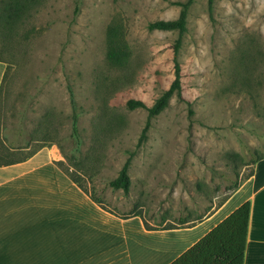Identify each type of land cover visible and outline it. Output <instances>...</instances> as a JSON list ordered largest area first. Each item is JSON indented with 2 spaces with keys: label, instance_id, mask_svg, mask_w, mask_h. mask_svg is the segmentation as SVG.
<instances>
[{
  "label": "rangeland",
  "instance_id": "rangeland-1",
  "mask_svg": "<svg viewBox=\"0 0 264 264\" xmlns=\"http://www.w3.org/2000/svg\"><path fill=\"white\" fill-rule=\"evenodd\" d=\"M28 1L18 23L7 27L0 22L4 74L11 67L10 95L2 106L10 117L4 134L8 143L27 152L30 146L24 144L31 131L40 120H48L58 128L63 146L45 145L24 160L54 155L51 161L58 173L53 180L45 178L32 202L45 201L42 191L52 201L56 187L72 184L82 194H66L65 201L81 204V214L94 204L98 211L119 219L137 218L146 230L168 234L158 240L167 247V253L159 254L164 264L204 228L169 234L177 228L148 229L144 220L154 227H192L191 220L214 211L235 182L250 177L253 160L264 155V0H214L212 11L208 0H194L178 53L188 100L174 95L150 119L143 140L148 109H130L127 101L141 99L151 106L170 86L173 45L180 36L178 30L150 29L149 23L177 18L181 5L176 2L185 0ZM112 28L118 33L116 43L128 46L123 64L108 59ZM70 87L81 145L72 136ZM130 155L131 188L114 189L110 181ZM61 160L84 187L103 196V205L71 179L58 165ZM15 202L5 204L17 210ZM15 212V218H27L20 208ZM183 217L190 221L181 223ZM138 239L142 244L155 240L147 235ZM135 245L131 252L139 250L134 255L139 257H133L134 264L153 253L157 259V251Z\"/></svg>",
  "mask_w": 264,
  "mask_h": 264
},
{
  "label": "crops",
  "instance_id": "crops-1",
  "mask_svg": "<svg viewBox=\"0 0 264 264\" xmlns=\"http://www.w3.org/2000/svg\"><path fill=\"white\" fill-rule=\"evenodd\" d=\"M4 70L5 64L0 61V83ZM53 156L36 154L27 161L0 166V264H134L133 257L135 260L139 256H134L137 250L131 252L133 244H136L133 248L141 244L142 248L157 251V259L153 253L143 259L142 264H161L160 252L168 251L158 240L168 234L146 230L137 218L119 219L98 211L94 204L85 207L86 215L81 214V204L65 201L66 194H82L72 184H68V188L64 185L56 187L57 197L52 201L41 189L45 201L32 202L33 194L39 193L45 178L53 180L58 174L51 161ZM13 200L17 210L20 208V214L25 212L27 218H15L17 210L9 203L5 204V201ZM248 200L251 210L244 264H264V158L256 163L254 173L210 215L192 227L171 229L170 233L181 232L183 235L194 233L200 227L205 230L164 264L173 261ZM142 234L156 241L142 244L138 239Z\"/></svg>",
  "mask_w": 264,
  "mask_h": 264
},
{
  "label": "trees",
  "instance_id": "trees-1",
  "mask_svg": "<svg viewBox=\"0 0 264 264\" xmlns=\"http://www.w3.org/2000/svg\"><path fill=\"white\" fill-rule=\"evenodd\" d=\"M0 2V22L7 27L18 23L22 18V15L25 14L26 10L29 8L28 0H1ZM193 2L194 0L176 2L177 4L181 5V10L178 17L175 19H158L149 23L150 29L178 30L180 36L173 45L175 74L170 86L156 99V101L151 106H147V104L141 99L132 98L127 101V106L130 109H135L138 107H145L148 109L149 117L147 124L143 129L142 136L140 138L141 140L147 136V131L150 126V119L161 113L169 105L170 100L174 95H176L181 100H188L183 94L182 67L178 60V53L182 45V35L187 29L188 13ZM208 5L210 11H212L214 0H208ZM117 34V31L113 28L110 30V48L108 51V59L115 64H123L129 57L128 46L116 43ZM7 68L8 70H6L0 86V126H3V132L0 133L2 134L0 135V165H9L24 161L35 154L43 146L50 145L54 142L58 143V145L63 149L60 139L57 136L59 132L58 128L53 124L52 121L43 119L40 120V125L31 131L30 136L25 141L24 145L30 146V149L27 152H20L17 150L18 146L16 148V146H13L12 143H8L6 141L7 138L5 137H7V135L5 136L4 133L9 129L8 123L10 117L2 110V106L7 100L8 95H10L8 73L11 67L8 66ZM70 95L74 107V112L72 114V136H74L77 140V143L81 145V136L79 134L78 128L79 115L75 111V99L71 87ZM234 156L240 157L239 154H234ZM262 158H264V155L258 156L253 160V163H257ZM66 160L70 164L71 162L75 163L73 156H67ZM57 163L71 177L73 181H75L88 194H90L91 198L95 202L103 205V196L94 190L90 191L84 187L78 175H76L73 171L69 172V167L65 161L61 160ZM131 163L132 155L126 159L118 175L110 181V185L114 189L121 188L125 192H129L132 184L129 173ZM253 173L254 170L250 173V175H248V177ZM240 185V182H235L231 187L233 191L221 203H219L217 207H219ZM250 210L251 202L248 200L241 204L228 216H226L222 221H220L189 248L183 251L169 264H244ZM212 212L213 211H210L209 213L193 218L189 225H195L197 221H201L204 219L203 217H207ZM135 214L138 213H133V215ZM122 216L124 218H128L131 215L125 214ZM180 219L181 223L190 221L186 217ZM144 222L148 229H171L180 227L179 225L173 223L166 224L162 227H154L150 225L147 220H144Z\"/></svg>",
  "mask_w": 264,
  "mask_h": 264
},
{
  "label": "bare ground",
  "instance_id": "bare-ground-1",
  "mask_svg": "<svg viewBox=\"0 0 264 264\" xmlns=\"http://www.w3.org/2000/svg\"><path fill=\"white\" fill-rule=\"evenodd\" d=\"M49 170H50V168H49ZM26 173H27V172H26ZM16 177H17V176H16ZM12 180H13V179H12ZM9 189H10V188H9ZM7 190H8V189H7ZM17 192H18V191H17ZM12 193H14V192H12ZM6 195H7V194H6ZM8 197H9V196H8ZM23 202H24V201H23ZM1 203H2V202H1ZM18 203H19V202H18ZM2 205H3V204H2ZM6 205H7V204H6ZM8 207H9V206H7V208H8ZM231 208H232V207H231ZM1 210H2V208H1ZM8 210H9V209H8ZM15 210H16V209H15ZM4 211H5V210H4ZM93 212H94V211H93ZM4 214H5V213H4ZM218 220H219V219H218ZM111 224H112V223H111ZM209 225H210V224H209ZM211 226H213V225H211ZM209 227H210V226H209ZM112 229H113V228H112ZM206 229H207V227H206ZM114 230H115V229H114ZM117 230H118V229H117ZM124 230H125V229H124ZM204 230H205V229H204ZM120 232H121V231H120ZM123 232H124V231H123ZM147 234H148V233H147ZM169 234H171V233H169ZM118 235H119V234H118ZM129 235H131V234H129ZM142 235H143V234H142ZM15 237H16V236H15ZM103 237H104V236H103ZM115 237H116V236H115ZM128 237H129V236H128ZM133 237H134V236H133ZM118 239H119V238H118ZM136 241H137V240H136ZM136 241H135V242H136ZM159 241H163V239L160 238ZM102 242H103V241H102ZM112 242H113V241H112ZM20 243H21V242H20ZM105 243H106V242H105ZM105 243H104V244H105ZM109 243H110V242H109ZM116 243H117V241H116ZM151 244H152V243H151ZM110 245H111V244H110ZM140 245H141V244H140ZM21 246H22V245H21ZM101 246H102V245H101ZM135 246H136V245H135ZM102 247H103V246H102ZM130 247H131V246H130ZM23 249H24V248H23ZM135 249H137V248H135ZM117 250H118V249H117ZM138 251H139V250H138ZM25 253H26V252H25ZM107 254H109V253H107ZM107 254H106V255H107ZM121 254H122V253H121ZM25 256H26V255H25ZM101 257H102V256H101ZM112 258H113V257H112ZM112 258H110V259H112ZM18 260H19V259H18ZM18 260H17V261H18ZM96 260H97V259H96ZM19 261H20V260H19ZM19 261H18V262H19ZM20 262H21V261H20ZM17 264H18V263H17ZM19 264H20V263H19Z\"/></svg>",
  "mask_w": 264,
  "mask_h": 264
}]
</instances>
